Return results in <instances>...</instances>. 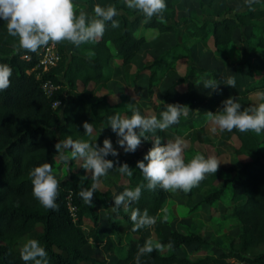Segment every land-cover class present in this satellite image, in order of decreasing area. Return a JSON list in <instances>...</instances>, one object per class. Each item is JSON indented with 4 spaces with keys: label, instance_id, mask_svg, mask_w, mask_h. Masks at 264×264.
Segmentation results:
<instances>
[{
    "label": "trees",
    "instance_id": "obj_1",
    "mask_svg": "<svg viewBox=\"0 0 264 264\" xmlns=\"http://www.w3.org/2000/svg\"><path fill=\"white\" fill-rule=\"evenodd\" d=\"M179 1L165 0L167 7L163 17L166 22L161 23L155 16L145 22L141 14L129 13L123 0H110V5H114L119 13L113 18L119 21L118 28L113 29L111 22H106L101 39L82 43L78 47L72 45L68 53L65 50L67 42L55 45L59 59L55 66L41 75V80L50 79L59 85L49 98L42 93L40 80L35 79L33 71L28 74L25 72L38 63L39 49L36 52L17 51L13 47L17 43L16 39L8 35L6 22L0 21V64H7L12 69L10 87L0 92V264H25L14 246L38 223L41 230L36 239L48 254V264H79L80 261L95 264L94 258L83 253L82 247L85 244L90 243L104 252L113 250L110 238L99 237L97 206L103 210L112 228L125 229L122 235H117V244L121 246L122 254L114 261L101 263L135 264L138 248L146 241L145 228L132 231L130 213H126L123 207L115 211L116 216L113 217L114 203L98 187L93 194V206L84 203L78 193L82 188H90L92 180L90 176L82 179L87 176L81 167L82 161L73 166L70 160L66 166L67 175L57 179L59 189L56 210L45 209L33 197L28 173L44 163L51 164L53 169L56 161L54 145L58 141L68 137L74 141H87L89 134L84 133V122L92 124V134L97 145H102L105 138L111 140L118 156H108L106 159H120L121 148L116 144V135L108 127V118L116 114L130 116L132 109L116 108L105 95L94 97L93 91L86 89V85L92 83L94 88L105 86L111 79L110 63L114 57L121 65L128 64L144 42L142 30L179 33L177 42L144 66L148 71V90L157 84L160 72L177 59L189 58L188 49L181 44L184 39L204 40L210 36L214 47L224 46L231 42L235 30L246 27L249 33L243 41L248 49L256 47L263 51L255 61L246 58L242 60L245 74L253 80L240 95L264 91V26L258 25V21L264 20V1L246 5L230 16L205 18L199 23L184 18L177 26L175 15ZM138 73L139 71L135 72L136 75ZM181 81L183 80L168 86L164 97ZM78 85L81 86L80 89ZM186 87L189 88V85L186 84ZM62 91L64 96L60 94ZM187 93L190 94L189 89ZM54 99L60 101V106L51 107ZM231 133L238 140L236 153L245 155L248 159L237 167H219L215 174H208L197 187L186 194L190 196L202 187L220 180V186L201 199L203 203L212 204L222 197L224 187L230 181H236L243 194V200L234 204L229 212V216L238 223L236 234L218 253L190 258L179 257L175 251L183 244L203 245V238L194 232L171 230L165 238L158 241L164 245L171 242L172 249L146 254L140 258L141 264H264V251L261 250L264 247V160L261 158L264 132L257 135L254 132L240 133L234 129ZM157 136L163 144L161 133L156 131L145 144L146 153ZM137 162L130 168L131 176L122 174L120 193L126 188L146 184L142 173L136 168ZM229 172L231 176L225 177ZM66 196H69L74 207V218L67 209ZM167 198L168 192L159 187L154 191L143 188L140 199L132 207L141 211L147 209L149 215L156 216ZM84 218L90 221V228L86 231L82 227Z\"/></svg>",
    "mask_w": 264,
    "mask_h": 264
},
{
    "label": "rangeland",
    "instance_id": "obj_2",
    "mask_svg": "<svg viewBox=\"0 0 264 264\" xmlns=\"http://www.w3.org/2000/svg\"><path fill=\"white\" fill-rule=\"evenodd\" d=\"M263 2L264 0H259ZM77 5V14L80 10L93 14V7L97 4L101 6L110 5V0H74ZM246 6L245 0H180L176 5L175 20L177 26L184 18H190L199 23L205 18H220L230 16L235 11L241 10ZM134 15L138 12L128 9ZM259 26H264V20L258 21ZM144 42L141 48L126 65H121L119 60L114 57L111 60V79L105 86L94 88L92 83L86 85V89L93 91V96L105 95L119 109L131 108L138 110L141 115L154 114L159 118L160 112L167 104H181L189 108L188 115L181 116L178 124L170 126L167 130L146 133L147 140H143L134 153H125L119 150L120 159L114 160V169L109 170L106 176L100 178L98 188L105 192L113 202L114 197L120 193V181L122 174L115 168L120 164L126 163L129 169L135 161H141L146 154L145 144L156 131L162 136V143L180 137L185 141V160L187 161L196 153L205 157L214 155L221 163L219 167H237L241 162L248 159L247 156L236 153L238 140L231 132H210L211 124L206 119V112L215 113L222 107V101L229 97H236L241 104V110L256 102L254 93L241 96L240 92L253 80L245 74L244 67L241 65L243 59L255 61L262 53L260 48H250L244 43L249 29L243 27L235 30L231 36V42L224 46L214 47L211 44L210 36L204 40L196 38L184 39L181 44L188 49L189 58L177 59L170 67L164 69L159 74L157 84L151 89H147L148 71L144 66L150 64L159 53L178 41V31L176 32H157L153 29L141 31ZM264 37V27L262 29ZM72 44L65 45L68 53ZM240 67V68H239ZM237 68V69H236ZM239 68V70H238ZM143 69V70H142ZM139 71L136 75L135 72ZM233 77L236 81L235 88L228 87L225 80ZM256 76H254L255 78ZM213 79L218 86L215 90L206 89L204 81ZM181 81L176 87L170 89L164 97L165 89ZM189 85V88L186 87ZM81 86L78 85V89ZM187 89L190 90L188 95ZM264 132V131H262ZM87 142L95 143L93 134H89ZM102 147V145H100ZM261 158L264 160V148L261 147ZM73 166L79 164V160H71ZM118 162V163H117ZM146 163V162H145ZM53 174L57 179L67 175L66 166L55 161ZM90 176L89 173H86ZM231 173H226L225 177H230ZM218 180L214 184L202 187L198 192L188 196L183 191L168 192V198L163 208L156 216H168V222H157L151 228H145L144 236L146 240H160L165 238L171 230L189 231L199 234L205 243L183 244L175 252L179 257L189 256L196 258L203 254L218 253L224 249L228 241L238 230L237 221L229 216L231 207L243 200V194L236 181H230L223 191L222 197L212 204L201 202L202 197L220 186ZM114 203V202H113ZM166 209V212L163 211ZM99 213L98 228L99 237L110 238L113 244L111 252H104L99 247H94L87 243L82 247L83 253L96 260L95 264L101 262L114 261L122 254V249L117 244V235H122L124 228H112L107 221L103 210L97 206ZM113 217L116 213L112 211ZM82 227L84 230L90 228V221L83 219ZM41 226L38 223L34 229L25 233L14 246L16 252L20 253L21 246L29 239H36ZM38 241V240H37ZM264 251V247L261 249ZM165 249L162 252H166ZM79 264H90L80 261Z\"/></svg>",
    "mask_w": 264,
    "mask_h": 264
},
{
    "label": "clouds",
    "instance_id": "obj_3",
    "mask_svg": "<svg viewBox=\"0 0 264 264\" xmlns=\"http://www.w3.org/2000/svg\"><path fill=\"white\" fill-rule=\"evenodd\" d=\"M128 9L134 10L150 21L154 16L161 22H166L163 13L166 10L165 0H123ZM247 6L259 3V0H245ZM119 13L114 5L93 7V14L80 10L77 14V5L74 0H0V21L6 22L9 36L16 39L13 45L17 51L36 52L41 47L56 45L63 42L79 46L82 43L95 42L103 37L106 22H111L113 29L118 28L119 21L113 18ZM12 69L7 64H0V92L10 87ZM228 87L235 88L233 77L225 80ZM218 84L213 79L204 81L206 89L215 90ZM256 102L241 110V104L236 97H229L222 101V107L215 113L206 112V119L210 122V132H232L234 129L240 133L254 132L260 135L264 131V91L254 93ZM58 103V102H57ZM189 108L181 104H167L160 112L159 118L154 114L141 115L133 109L130 116L116 114L108 118V127L116 135V144L125 153H134L143 140H147L146 133L155 130L164 131L170 126L178 124L181 116H187ZM85 134L93 132L92 124H82ZM56 160L68 166L70 160L82 161L81 167L85 173L90 174L92 185L82 188L78 195L85 204L92 207L100 178L106 176L109 170L114 169V162L106 159L108 156L116 157L118 152L113 148L110 139L102 141V147L96 143L76 140L71 137L58 141L55 145ZM185 141L176 137L161 144L160 137H155L152 147L136 163L146 184L135 188H126L114 197L115 212L121 207L130 213L133 224L132 231L142 228H151L160 218L161 222H168V216H151L147 209L141 211L132 207L141 197L142 189L154 191L159 187L164 191H183L185 193L197 187L208 174H215L220 166L214 155L205 157L196 153L185 160ZM146 162V163H145ZM118 163V162H117ZM119 173L132 175V170L124 163L115 168ZM32 185V195L45 209L56 210L58 205L59 181L53 174L52 166L44 163L34 167L28 173ZM88 176L82 177L87 179ZM166 212V209L163 210ZM173 244H162L152 238L147 239L138 248L135 264H141V257L153 251L171 250ZM20 257L28 264H48V254L35 239L27 240L20 248Z\"/></svg>",
    "mask_w": 264,
    "mask_h": 264
},
{
    "label": "built area",
    "instance_id": "obj_4",
    "mask_svg": "<svg viewBox=\"0 0 264 264\" xmlns=\"http://www.w3.org/2000/svg\"><path fill=\"white\" fill-rule=\"evenodd\" d=\"M39 59L38 63L29 70L25 72L28 74L33 71L35 79L40 80L39 87L44 94L45 97L49 98L52 94L59 88L58 84L53 83L50 79L41 80V75L43 72L47 71L50 67L55 66L59 59V54L56 51L55 45H48L45 47H41L39 49ZM64 96L63 91L60 93ZM58 102V103H57ZM60 106V101L58 99H54L51 102V107L56 108ZM66 206L69 211V214L74 218V207L70 203L69 196H66Z\"/></svg>",
    "mask_w": 264,
    "mask_h": 264
}]
</instances>
